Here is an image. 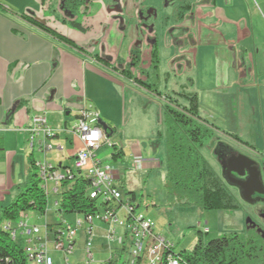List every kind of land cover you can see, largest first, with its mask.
<instances>
[{"label": "crops", "instance_id": "1", "mask_svg": "<svg viewBox=\"0 0 264 264\" xmlns=\"http://www.w3.org/2000/svg\"><path fill=\"white\" fill-rule=\"evenodd\" d=\"M65 1L67 0H0V214L1 209L7 206L25 185L29 171L28 157L32 155L35 161H42L46 159L47 153L53 150L52 147L43 154L29 149L28 129L32 117L44 115L47 124L50 122V128L56 129L55 135L50 137L48 142L53 144L52 146L56 145V156L64 159L58 165L71 166L82 145L75 136L65 131L70 124L67 125L68 121L63 117L72 116L71 123L74 124L77 110L82 105L92 104L98 112L99 120L107 125L109 118L105 116L101 106L97 107V104H100L99 92H96V89L91 92L92 85L98 79L99 83L105 85V89L112 91L116 88L113 84L119 81L116 78H126L121 74L124 64L140 61L142 57L138 42L141 37V24L133 21L132 17L141 7H154L152 0H126L122 7L118 0H69V6H66ZM207 5V8L201 9L203 18L199 20L196 30H193L196 41L190 46V66L197 68L200 63L211 61L216 73L219 51V60L225 63L223 73L226 74V81L230 74L238 75L234 83L228 81L226 88H237L240 96L234 92L224 93L227 100L218 107L223 110V117L230 120V130L225 132L237 137L238 120L229 114L231 98L239 100L245 109H251V104L258 109L253 122L252 115L246 114L248 123L252 124L247 132L253 135L257 145L256 152L260 153L262 161L264 22L250 0H208ZM26 13H30L32 17L23 16ZM78 14L84 16L83 22L79 21ZM123 14H126V18H121ZM72 22L79 23L81 28L73 26ZM40 25L54 31L57 36ZM154 49L158 57L156 47ZM128 70L131 73V70ZM111 73H114L116 78ZM214 79L213 73L212 80ZM197 82L198 80L194 83L192 79L191 84ZM196 86L199 101L200 93L216 92L210 86ZM207 97L206 95L207 101L216 103L215 95H210L209 100ZM198 111L200 112L199 108ZM229 115L232 118H229ZM107 127L109 130L108 125ZM108 130L104 134L112 146H116L109 138L113 129H110V132ZM213 130L216 139L223 145L222 148L227 150V155L232 152L229 141L247 148L244 143L232 139L222 131L214 128ZM153 150V147H145L141 143H133L126 150L116 149L115 152L120 151V155L111 158L124 156L125 159L127 156L132 159L131 162L125 160L113 166L119 189V181L124 171L138 173V176L149 174L148 177H151L150 172L159 168L161 163L152 158ZM39 155H42L41 159ZM136 160L140 161L137 168L132 166ZM48 188L53 189L51 182L48 183ZM58 192L59 190L56 193ZM56 202L54 200L55 204ZM136 204L138 205L137 197ZM23 216L26 220L25 213ZM5 222L7 220L0 222V226ZM46 227L47 233L51 231L48 224ZM105 232V224H94L97 244L101 249L110 251L107 260L119 259L111 250L112 245H116L115 250H118L124 245L127 246V242L119 246L115 240H108ZM123 234V230L117 228V235ZM18 236L23 238L20 234Z\"/></svg>", "mask_w": 264, "mask_h": 264}, {"label": "rangeland", "instance_id": "2", "mask_svg": "<svg viewBox=\"0 0 264 264\" xmlns=\"http://www.w3.org/2000/svg\"><path fill=\"white\" fill-rule=\"evenodd\" d=\"M126 0H118L119 5L124 6ZM208 0H152L154 7H141L133 14V21L141 24L139 48L141 49V60L132 63H125L123 68L127 67L131 70V79L116 78L114 73L112 76L118 81L112 91L105 89V85L98 81L92 85L91 92H99L101 109L105 116H108L107 125L113 129V134L109 137L115 143V147L103 144L96 152L95 156L104 164L117 166L125 160L131 162L132 159L127 156L125 159L117 157L111 158L116 149H124L133 143L142 144L145 147H153L154 152L152 158L161 163L158 169L150 172L151 177L141 175L132 171H124L121 174L122 179L119 181L120 191L122 194L126 192H134L138 198V213H142L154 224V234L165 238L173 244L175 253L187 250L190 251L195 245L200 232L203 241H208L223 235L231 233L244 234L251 229L252 224L264 233V208L262 215H258V207L254 203H250L242 194L237 186L229 185L230 176L228 175L227 159L230 155L251 156L260 161L261 156L256 152V141L253 135L248 134L249 118L247 113L252 115V122L257 117L253 104L251 109H245L233 98L229 101V114L238 120V138L244 142L247 148L237 145L234 141H229V148L232 150L227 155V150L222 148V144L218 139L204 141V145L198 148L199 154L209 163L215 173L226 184L228 191L234 195L237 200L238 207L233 210H200L195 206H180L175 203H168L165 196L164 188V163H165V135H164V109L167 101L165 97H170L179 105H187L188 101L184 94L195 93L198 97V88L208 86L215 90V94H201L198 100V108L201 115L209 124L214 125L220 131L230 130L228 124L230 120L223 117V110L218 107L226 102L227 98L224 93L234 92L238 96V89H228L226 85L228 81L235 82L237 74H230L226 81V74L223 73L225 63L220 61L221 54H217L218 68L215 73L212 68V62L207 61L200 63L197 68L190 66L192 53L189 51L192 42L196 41L193 36V30L203 18V7L207 8ZM191 7H180L183 3H188ZM253 7L257 9L264 22V0H250ZM82 6L79 8L81 12ZM181 11V13H178ZM183 15V17L180 16ZM123 14L121 18H126ZM79 21L83 22L84 16L78 14ZM146 31V32H145ZM155 45V46H154ZM156 47L158 52V62L156 67L151 66L152 50ZM143 52V53H142ZM146 58V59H144ZM214 63V62H213ZM235 67V66H234ZM111 72V71H110ZM231 72L233 73V67ZM214 73L215 79L212 80ZM117 74V73H115ZM125 74V71H121ZM134 77L137 78L134 80ZM198 80L196 84L191 81ZM139 82L141 83H138ZM101 81V80H100ZM99 83V84H98ZM104 87V89H103ZM234 87V86H232ZM236 90V91H235ZM183 94V95H182ZM210 95H215L216 103L207 101ZM231 95V94H229ZM218 102V103H217ZM99 108V107H98ZM229 115V116H230ZM229 118H232V117ZM68 121L67 125L71 126L72 116L63 117ZM50 121V116H49ZM49 126L50 122L48 123ZM56 131V129H54ZM108 132V134H109ZM217 143V144H216ZM53 145V144H52ZM222 145V146H221ZM56 145L53 150L47 153L46 159L53 165H58L64 159L57 157ZM243 155V156H244ZM42 158V155L40 156ZM123 158V159H122ZM264 163V158H263ZM232 177V176H231ZM229 183V184H228ZM24 188V186H23ZM22 188V190H23ZM51 188V187H49ZM59 192L54 193L49 190L47 195V209L45 214L41 215L35 211H27L26 220L30 225H36L41 229V237L46 242V249L53 258V264H63L64 252L54 249L53 234L59 223L64 220L66 224L73 223L79 214H65L57 211L54 200H59L61 186L58 187ZM21 190V191H22ZM19 193V192H18ZM100 201H98L99 203ZM264 207V206H263ZM122 216V210L119 212ZM99 222H95V226ZM46 224L51 227V231L46 234ZM16 243L20 247H24L25 241L17 236ZM85 234L82 228L77 229L75 236V244L73 252L67 256L69 264H85L86 252L84 248ZM128 247V246H127ZM116 245H112V251L117 254ZM120 249V248H119ZM93 255L92 264H102L110 256V251L101 249L97 244L94 236L93 245L91 247ZM129 248H126L118 264H128ZM28 264H33L28 262Z\"/></svg>", "mask_w": 264, "mask_h": 264}, {"label": "trees", "instance_id": "3", "mask_svg": "<svg viewBox=\"0 0 264 264\" xmlns=\"http://www.w3.org/2000/svg\"><path fill=\"white\" fill-rule=\"evenodd\" d=\"M65 3L66 6L70 5L69 0ZM180 7H189V4L183 3ZM23 16L25 15L23 14ZM72 24L81 28L79 23L72 22ZM41 27L57 36L54 31ZM151 52V66L157 68L156 51L153 49ZM122 71H125L126 78H132L128 68ZM135 79L137 78L134 77ZM138 83L141 82L138 80ZM184 97L188 101L185 106L179 105L170 97H165L167 103L163 122L166 154L164 163L166 200L168 203L195 206L204 211L236 209L238 207L236 198L198 152V148L204 145V141L211 140L212 142V139H216L213 128L217 130L218 128L209 124L199 115L198 98L195 93L184 94ZM223 133L244 143L235 134L225 131ZM118 155H120V151L111 154L114 157ZM28 162L29 171L24 188L7 206L1 209L0 222L3 220L16 222L23 217L24 213L31 210L41 215L46 212L47 193L40 187V179L32 155L28 157ZM54 166L60 169L70 167ZM71 174V178L63 179L60 184L61 191L59 200L56 202L58 212L85 216L107 207L106 203H98L97 200L89 197V179L74 170L71 171ZM123 195L129 198L130 202L136 204L134 192H126ZM250 228L242 235L231 233L206 242L198 232L197 241L190 251L182 250L175 253L172 245L163 252L158 264H166L167 255L176 258L179 264H264V233L253 224ZM126 248L128 247L124 245L117 250L119 259H109L102 264H118V260ZM28 262L24 249L0 226V264H28ZM128 264H130L129 260Z\"/></svg>", "mask_w": 264, "mask_h": 264}, {"label": "built area", "instance_id": "4", "mask_svg": "<svg viewBox=\"0 0 264 264\" xmlns=\"http://www.w3.org/2000/svg\"><path fill=\"white\" fill-rule=\"evenodd\" d=\"M32 17L30 13L24 14ZM99 116L92 104L82 105L77 110V117L74 124L65 129L67 133L75 136L81 142V149L77 151L72 164L68 168H57L46 159L35 161L37 173L40 179V187L48 194V183L53 184V192L65 178H71V171L80 173L90 181L89 197L106 203L107 207L98 210L94 214L77 217L73 223L66 224L63 221L54 230V249L64 252L63 264H69L67 256L73 252L76 231L82 228L86 236L84 248L86 252L85 264H92L91 247L94 240V223L99 221L106 225L105 236L108 240H115L119 246L127 242L129 248V263L158 264L161 261L163 252L172 247V243L165 238L153 234V222L138 213L136 204L124 196L116 184L115 169L110 164L99 161L95 152L105 143L112 146L108 137L101 131L98 125ZM28 147L31 151H40L43 154L52 149L48 139L55 135V131L47 124L44 115L32 117L28 129ZM134 162L135 168L139 162ZM122 210L123 215L119 217ZM12 239L16 240L20 234L25 240L23 247L27 259L33 264H53V258L46 249V242L41 237V229L36 225H30L24 216L15 223L7 221L1 225ZM117 228H121L123 235H117ZM47 234V227H46ZM166 264H179V261L167 255Z\"/></svg>", "mask_w": 264, "mask_h": 264}, {"label": "flooded vegetation", "instance_id": "5", "mask_svg": "<svg viewBox=\"0 0 264 264\" xmlns=\"http://www.w3.org/2000/svg\"><path fill=\"white\" fill-rule=\"evenodd\" d=\"M146 32V31H145ZM127 68V67H125ZM123 68V70L125 69ZM250 160L254 161V166L257 171L258 181L254 180L255 171L251 167L244 168V166H240L236 168L238 172L243 174H238L237 172H227L229 176H232L234 179L242 182V185L245 189V195L247 198H250V203H254L258 208V215H262L263 206H264V163L260 160H256L251 156L244 155ZM235 168V166H232ZM250 173V175H249ZM250 176V178H249ZM249 178V180H247Z\"/></svg>", "mask_w": 264, "mask_h": 264}, {"label": "water", "instance_id": "6", "mask_svg": "<svg viewBox=\"0 0 264 264\" xmlns=\"http://www.w3.org/2000/svg\"><path fill=\"white\" fill-rule=\"evenodd\" d=\"M98 125L101 128V131L103 133H106V131L108 130L107 125L105 123H103L102 121H100V120L98 121ZM233 165L235 166V168L232 167ZM240 166H244V168H247L248 166L251 167L255 171L254 180L258 181V175H257L256 168L254 166V161L250 160L249 158H247V157H245L243 155H239V156L230 155L228 157V159H227V167H228V171L229 172L234 171V172H237L240 175L243 174V173L238 172L236 170V168H238ZM249 175H250V173H249ZM250 176H249V178H250ZM249 178L247 180H249ZM229 183L232 186H237L241 190V192L245 196V198L250 200V198H247L245 193H244L245 189H244V186L242 185L241 181L236 180V179H234L233 177L230 176Z\"/></svg>", "mask_w": 264, "mask_h": 264}]
</instances>
